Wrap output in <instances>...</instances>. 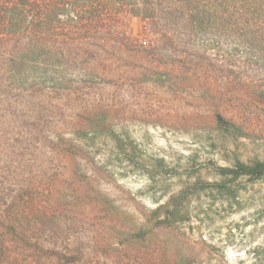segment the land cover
Here are the masks:
<instances>
[{"label": "rangeland", "instance_id": "rangeland-1", "mask_svg": "<svg viewBox=\"0 0 264 264\" xmlns=\"http://www.w3.org/2000/svg\"><path fill=\"white\" fill-rule=\"evenodd\" d=\"M128 24L148 39L141 17ZM38 60L21 90L12 71L0 87V176L46 195L56 173L50 196L77 216L71 239L85 258L124 264V249L163 264H264V175L234 176L264 162L263 120L243 133L221 127L208 83L149 70L141 55L87 71L62 62L44 72ZM70 141L75 157L61 151ZM84 175L93 196L81 200ZM140 229L146 238H130Z\"/></svg>", "mask_w": 264, "mask_h": 264}, {"label": "trees", "instance_id": "trees-1", "mask_svg": "<svg viewBox=\"0 0 264 264\" xmlns=\"http://www.w3.org/2000/svg\"><path fill=\"white\" fill-rule=\"evenodd\" d=\"M131 17L144 20L148 39L133 36ZM118 54L141 55L149 70L163 65L208 83L221 127L243 133L264 122V0H0V87L12 71L21 90L33 57L44 72L62 62L87 71L90 64L105 68ZM61 83L52 91H60ZM61 151L75 157L76 145L70 141ZM242 174L264 175V162L243 166L234 176ZM1 179L0 264H110L85 258L84 248L71 239L78 218L65 203L52 201L61 181L56 173L46 185L47 197L39 186ZM84 180L81 200L93 196L85 175ZM130 238L144 239L146 233L140 229ZM107 245L104 250H110ZM132 251L122 250L124 264H163Z\"/></svg>", "mask_w": 264, "mask_h": 264}]
</instances>
